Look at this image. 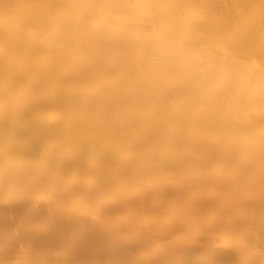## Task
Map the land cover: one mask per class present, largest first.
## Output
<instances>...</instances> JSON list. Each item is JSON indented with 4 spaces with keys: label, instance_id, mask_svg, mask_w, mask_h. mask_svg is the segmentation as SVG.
<instances>
[{
    "label": "bare ground",
    "instance_id": "1",
    "mask_svg": "<svg viewBox=\"0 0 264 264\" xmlns=\"http://www.w3.org/2000/svg\"><path fill=\"white\" fill-rule=\"evenodd\" d=\"M0 264H264V0H0Z\"/></svg>",
    "mask_w": 264,
    "mask_h": 264
}]
</instances>
